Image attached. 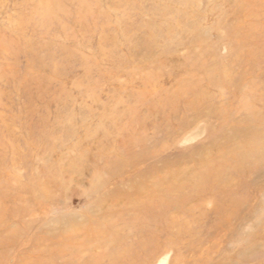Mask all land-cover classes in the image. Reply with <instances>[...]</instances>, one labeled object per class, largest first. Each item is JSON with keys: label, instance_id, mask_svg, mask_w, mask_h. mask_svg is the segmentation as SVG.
<instances>
[{"label": "rangeland", "instance_id": "374dc122", "mask_svg": "<svg viewBox=\"0 0 264 264\" xmlns=\"http://www.w3.org/2000/svg\"><path fill=\"white\" fill-rule=\"evenodd\" d=\"M0 264H264V0H0Z\"/></svg>", "mask_w": 264, "mask_h": 264}]
</instances>
